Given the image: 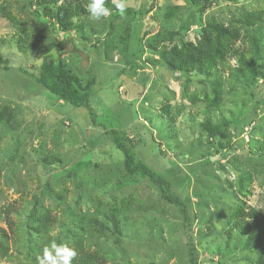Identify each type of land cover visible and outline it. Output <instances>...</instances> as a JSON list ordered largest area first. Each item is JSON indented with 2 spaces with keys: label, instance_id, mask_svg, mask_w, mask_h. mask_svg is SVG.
Masks as SVG:
<instances>
[{
  "label": "rangeland",
  "instance_id": "rangeland-1",
  "mask_svg": "<svg viewBox=\"0 0 264 264\" xmlns=\"http://www.w3.org/2000/svg\"><path fill=\"white\" fill-rule=\"evenodd\" d=\"M186 1L126 0L122 16L105 0L109 15L91 21L88 0H0L10 67L0 70V264H38L52 241L74 248L73 262L188 264L192 243L197 264H264V235L237 224L241 208L264 216V52L256 73L235 56L250 64L264 0ZM54 5L70 9L68 30ZM219 31L231 52L218 76L200 73L188 55ZM176 54L180 71L167 66ZM55 58L92 83L95 122L34 81ZM110 131L169 182L188 218L125 171Z\"/></svg>",
  "mask_w": 264,
  "mask_h": 264
},
{
  "label": "trees",
  "instance_id": "trees-1",
  "mask_svg": "<svg viewBox=\"0 0 264 264\" xmlns=\"http://www.w3.org/2000/svg\"><path fill=\"white\" fill-rule=\"evenodd\" d=\"M49 1H52V3H54L56 0H42V3L39 4L43 6L49 4ZM200 1L201 2L197 3L196 0H187L186 3L189 4L191 2L192 5H195L196 7L202 9L204 5H212V3H217L220 0ZM221 1L227 3H234L237 0ZM54 8L55 22L60 25L63 30H68L71 26L69 19L72 17L70 9L63 5H54ZM255 20L256 22L252 24L253 27L250 29V38L252 40V43L254 44V55H252L250 64L247 65L245 63L243 54H241L240 52L235 53V56L237 57L236 59L240 61L241 64L247 67H251L254 73H256V68L258 66V56L260 53L264 52V20H262L261 22L258 21V18ZM220 35L221 37H223L221 41L215 43L213 40L212 43H207L209 45H205L206 47H204V49L194 48L189 53V61L191 62V64H193V66H195L194 68L200 73L207 74L212 70L218 76L216 70L218 62L222 63L225 60V57L231 52L226 38L221 32ZM57 48L58 51L56 52V57H58L60 53L65 50L64 46H58ZM173 51H176V49H173ZM175 58H177L178 61L176 63L168 62L167 66L173 71H180L184 67L185 62L179 57L178 54H176ZM9 68L10 67L8 59L0 56V70L7 71L9 70ZM33 79L38 84V86L46 90L51 95L60 98L61 100L72 105L73 107H81L86 109L89 113L91 121L95 122V113L89 105V98L92 92V83L88 84L86 87H81L76 78L73 77L61 65V62L59 60H56L55 58L54 60H50L48 63L43 64L39 68L37 75L34 76ZM216 88L218 89L219 86H217ZM109 133L111 134V139L115 144V147L123 154V166L125 171L130 174L138 173L143 177L149 178V180L156 185L159 194L161 195L163 200L178 207L184 219L188 218V212L185 204L179 198L170 194L169 182L166 179L153 173L152 170H150L144 163L135 160V155L133 151L134 146L125 145L122 142L119 134H117L116 132L110 131ZM240 214L243 218L239 220L240 222H237L238 226H240L241 228L246 227L248 231L253 230L252 235L254 236L264 235V216L261 217L259 213L252 208H241ZM112 221V228H116L113 216ZM5 238L7 237L4 234V231L0 229V240H4ZM188 246V252L190 257L188 264H197V258L196 255H194V246L192 243L188 244ZM95 260H97L96 257L88 256L87 259L81 262L72 261V264H94Z\"/></svg>",
  "mask_w": 264,
  "mask_h": 264
},
{
  "label": "clouds",
  "instance_id": "clouds-1",
  "mask_svg": "<svg viewBox=\"0 0 264 264\" xmlns=\"http://www.w3.org/2000/svg\"><path fill=\"white\" fill-rule=\"evenodd\" d=\"M117 11L123 16L126 12V0H112ZM85 11L91 21H101L109 15V9L105 7V0H88ZM233 65L237 63L235 59L231 61ZM77 252L67 244H57L52 241L50 245L43 248L42 256H37L38 264H72Z\"/></svg>",
  "mask_w": 264,
  "mask_h": 264
}]
</instances>
